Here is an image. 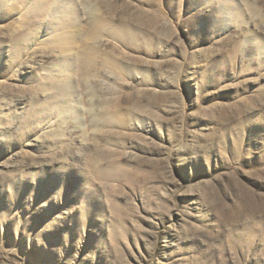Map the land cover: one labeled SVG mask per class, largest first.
<instances>
[{
  "label": "rangeland",
  "instance_id": "rangeland-1",
  "mask_svg": "<svg viewBox=\"0 0 264 264\" xmlns=\"http://www.w3.org/2000/svg\"><path fill=\"white\" fill-rule=\"evenodd\" d=\"M0 264H264V0H0Z\"/></svg>",
  "mask_w": 264,
  "mask_h": 264
}]
</instances>
